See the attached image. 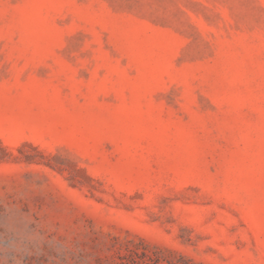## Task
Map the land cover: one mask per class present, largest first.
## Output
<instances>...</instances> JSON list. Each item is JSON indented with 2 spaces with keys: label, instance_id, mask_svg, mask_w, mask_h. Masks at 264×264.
<instances>
[{
  "label": "rangeland",
  "instance_id": "rangeland-1",
  "mask_svg": "<svg viewBox=\"0 0 264 264\" xmlns=\"http://www.w3.org/2000/svg\"><path fill=\"white\" fill-rule=\"evenodd\" d=\"M0 264H264V0H0Z\"/></svg>",
  "mask_w": 264,
  "mask_h": 264
}]
</instances>
